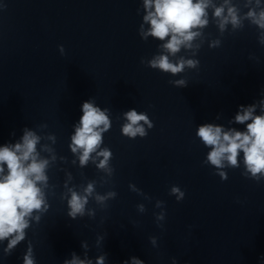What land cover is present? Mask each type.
Listing matches in <instances>:
<instances>
[{
    "label": "water",
    "instance_id": "1",
    "mask_svg": "<svg viewBox=\"0 0 264 264\" xmlns=\"http://www.w3.org/2000/svg\"><path fill=\"white\" fill-rule=\"evenodd\" d=\"M231 3L242 18L255 7ZM212 13L194 41L199 49L171 58L197 59L199 67L173 76L148 65L163 42L141 36L143 0H0V146L18 142L27 128L50 161L47 211L30 221L11 254L0 242V264H24L29 248L35 264H64L73 253L92 264L100 256L104 264H131L132 257L144 264H264V177L245 173L241 153L240 167L222 169V179L204 163L209 149L196 136L204 123L246 129L234 117L240 105L264 99V44L247 19L221 32ZM177 79L186 86L170 83ZM86 100L108 110L111 127L100 148L112 154L110 172L97 168L102 157L95 153L81 167L71 151ZM131 109L152 122L144 124L146 136L123 135ZM88 183L95 191L86 214L73 220L68 188L82 192ZM110 192L115 196L103 204L95 200Z\"/></svg>",
    "mask_w": 264,
    "mask_h": 264
},
{
    "label": "clouds",
    "instance_id": "2",
    "mask_svg": "<svg viewBox=\"0 0 264 264\" xmlns=\"http://www.w3.org/2000/svg\"><path fill=\"white\" fill-rule=\"evenodd\" d=\"M253 3L255 7H250L242 18L239 9L231 0H223L219 6L214 4V0H143L145 14L141 24V36L144 39L151 36L163 42L160 45L161 53L148 61L149 67L173 76L183 73L185 69H197V59L184 56L176 60L171 58L176 57L182 49H199L200 45L194 44V41L202 36L201 30L209 23V8L213 9L212 15L217 20L221 32L225 31L229 24L233 29L242 27V20L247 19L260 30L259 40L264 44V6L262 0H246V4ZM144 24L148 25L147 30H144ZM218 45L217 40L210 46ZM170 83L183 87L187 82L185 79H177ZM258 106L261 110L259 115L255 114ZM81 111L79 124L75 126V132L71 136V151L73 154H79L81 167L86 166L95 153L96 157H102L96 165L97 168L110 172L108 162L112 154L107 148H100L102 134L111 127L108 110H102L94 101L86 100L81 105ZM124 117L127 122L121 131L124 136L130 138L146 136L144 124L149 128L153 126L145 113H138L135 109L125 112ZM234 122L245 125L246 129L226 130L223 126L212 123H204L198 127L196 136L209 149L204 163L213 166L218 170L216 174L226 179V172L222 169L240 167L239 157L242 153L245 173H250L251 178L259 180L264 177V99L259 101V105H240ZM40 139L34 131L25 128L18 142L0 146V242L7 241L5 254H11L12 250L25 240V230L30 227V221L39 220V214L46 212L48 208L44 189L48 185L46 170L50 161L41 157L37 150ZM94 191V183H88L82 192L68 188L67 215L71 219L85 216L89 197L93 196ZM171 194L176 195L178 200L184 196L176 186L172 187ZM114 196L113 192L106 196L97 194L95 200L103 204ZM137 207L139 211H144L143 205ZM87 214L94 215L92 212ZM104 259V256L98 257L96 264H104ZM23 261L24 264H35L31 248L24 255ZM64 264H92V261L80 259L73 253L72 259L65 260ZM123 264L129 262L124 261ZM131 264L144 262L132 257Z\"/></svg>",
    "mask_w": 264,
    "mask_h": 264
}]
</instances>
